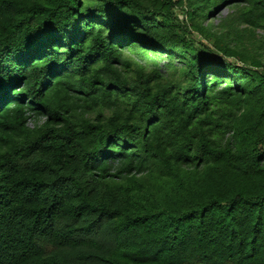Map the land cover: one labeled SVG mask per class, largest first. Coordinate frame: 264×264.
<instances>
[{
	"label": "trees",
	"instance_id": "16d2710c",
	"mask_svg": "<svg viewBox=\"0 0 264 264\" xmlns=\"http://www.w3.org/2000/svg\"><path fill=\"white\" fill-rule=\"evenodd\" d=\"M0 264H264V0H0Z\"/></svg>",
	"mask_w": 264,
	"mask_h": 264
},
{
	"label": "rangeland",
	"instance_id": "374dc122",
	"mask_svg": "<svg viewBox=\"0 0 264 264\" xmlns=\"http://www.w3.org/2000/svg\"><path fill=\"white\" fill-rule=\"evenodd\" d=\"M176 12H177V16H179V18L182 19L183 15H182L179 7H177V11ZM231 12L232 11L230 10V8H223L221 10V12L216 14L215 17H211V21L210 22L213 23L214 26H216L221 19L226 18ZM207 23H209V22H207ZM34 123H35V119L31 118L29 120V126L33 127Z\"/></svg>",
	"mask_w": 264,
	"mask_h": 264
}]
</instances>
